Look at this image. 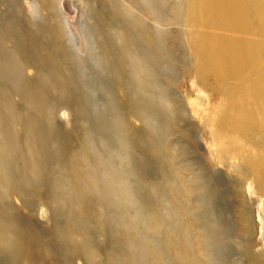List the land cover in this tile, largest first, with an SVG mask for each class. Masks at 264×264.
Wrapping results in <instances>:
<instances>
[{"label": "rangeland", "instance_id": "rangeland-1", "mask_svg": "<svg viewBox=\"0 0 264 264\" xmlns=\"http://www.w3.org/2000/svg\"><path fill=\"white\" fill-rule=\"evenodd\" d=\"M185 16L186 0H0V228L16 251L257 264L262 195L211 151L201 115L226 84L195 80ZM0 264L24 260L0 241Z\"/></svg>", "mask_w": 264, "mask_h": 264}, {"label": "bare ground", "instance_id": "bare-ground-1", "mask_svg": "<svg viewBox=\"0 0 264 264\" xmlns=\"http://www.w3.org/2000/svg\"><path fill=\"white\" fill-rule=\"evenodd\" d=\"M185 23L192 29L188 42L201 55L195 80L226 84L223 100L201 115L211 151L220 164L248 182L249 195H262L257 219L264 238V0H186ZM0 234L14 261L23 257L24 264H39L33 254L14 249L22 236L2 228ZM85 241L75 240L83 249ZM152 255L159 258L156 251ZM245 255L264 264V253Z\"/></svg>", "mask_w": 264, "mask_h": 264}]
</instances>
